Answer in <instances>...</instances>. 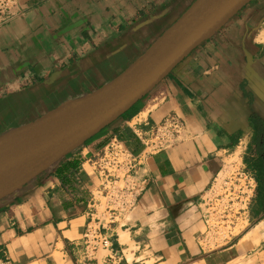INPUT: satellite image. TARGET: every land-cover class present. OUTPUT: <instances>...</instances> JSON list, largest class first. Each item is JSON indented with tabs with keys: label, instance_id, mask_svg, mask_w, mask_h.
Masks as SVG:
<instances>
[{
	"label": "crops",
	"instance_id": "0c3cea01",
	"mask_svg": "<svg viewBox=\"0 0 264 264\" xmlns=\"http://www.w3.org/2000/svg\"><path fill=\"white\" fill-rule=\"evenodd\" d=\"M195 1L21 0L19 15L0 26V137L112 82ZM173 116L183 124L173 146L143 154L154 127ZM113 139L137 157L142 192L107 224L102 205L90 204L97 182L87 160ZM232 174L253 187L240 212L233 207L244 191L222 181ZM92 225L109 247L86 246ZM6 259L264 264V0L244 7L124 116L0 200Z\"/></svg>",
	"mask_w": 264,
	"mask_h": 264
},
{
	"label": "water",
	"instance_id": "95a60500",
	"mask_svg": "<svg viewBox=\"0 0 264 264\" xmlns=\"http://www.w3.org/2000/svg\"><path fill=\"white\" fill-rule=\"evenodd\" d=\"M252 1L196 0L112 82L1 136L0 200L61 162L124 116Z\"/></svg>",
	"mask_w": 264,
	"mask_h": 264
},
{
	"label": "built area",
	"instance_id": "2783aa9c",
	"mask_svg": "<svg viewBox=\"0 0 264 264\" xmlns=\"http://www.w3.org/2000/svg\"><path fill=\"white\" fill-rule=\"evenodd\" d=\"M20 1L0 0V26L7 24L19 15L20 12L17 9ZM182 127V122L174 116L154 127L145 139L143 154H156L172 147ZM87 162L91 168V176L97 182L95 195H92L90 204L92 206L97 202L101 204L103 212L109 217L107 224H111L118 215L135 205L137 197L142 192L140 184L135 182L133 177L137 157L123 142L113 139ZM248 179L243 174L226 175L222 179L228 191H233L235 188L244 191L241 195L245 198V205L249 199L250 190H253V187H249L246 183ZM96 196L99 198L98 200ZM241 203L242 201L239 204ZM216 225L220 227V223ZM222 226L221 223L220 235L224 236ZM84 238L86 246L92 250L107 248L110 245L109 240L103 236L98 225L88 226ZM0 264L13 263L6 259L0 260Z\"/></svg>",
	"mask_w": 264,
	"mask_h": 264
},
{
	"label": "rangeland",
	"instance_id": "374dc122",
	"mask_svg": "<svg viewBox=\"0 0 264 264\" xmlns=\"http://www.w3.org/2000/svg\"><path fill=\"white\" fill-rule=\"evenodd\" d=\"M228 204V200H226V205ZM228 208V207H227ZM233 209L236 211V212H240V211H243L244 209H246V205H245V198L242 199V203L241 204H236L234 205ZM230 220H231V217H230ZM223 225H227V227H222V233L224 234V236L222 237H228L229 236V232L232 230L231 226L232 225V222L231 221H228L226 224L225 223H222Z\"/></svg>",
	"mask_w": 264,
	"mask_h": 264
},
{
	"label": "trees",
	"instance_id": "16d2710c",
	"mask_svg": "<svg viewBox=\"0 0 264 264\" xmlns=\"http://www.w3.org/2000/svg\"><path fill=\"white\" fill-rule=\"evenodd\" d=\"M65 158H66V157H65ZM65 158H63L62 160H64ZM62 160H61V161H62Z\"/></svg>",
	"mask_w": 264,
	"mask_h": 264
}]
</instances>
